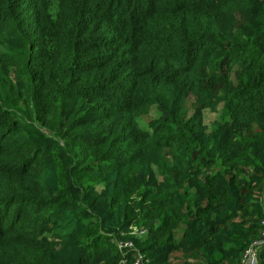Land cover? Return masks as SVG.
Masks as SVG:
<instances>
[{"label":"trees","instance_id":"1","mask_svg":"<svg viewBox=\"0 0 264 264\" xmlns=\"http://www.w3.org/2000/svg\"><path fill=\"white\" fill-rule=\"evenodd\" d=\"M263 197L264 0H0V264H264Z\"/></svg>","mask_w":264,"mask_h":264},{"label":"built area","instance_id":"2","mask_svg":"<svg viewBox=\"0 0 264 264\" xmlns=\"http://www.w3.org/2000/svg\"><path fill=\"white\" fill-rule=\"evenodd\" d=\"M264 242V231H262L261 236L258 240L254 241V244L259 245ZM245 264H253L255 262V254L251 251V248L246 250L244 254Z\"/></svg>","mask_w":264,"mask_h":264},{"label":"rangeland","instance_id":"3","mask_svg":"<svg viewBox=\"0 0 264 264\" xmlns=\"http://www.w3.org/2000/svg\"><path fill=\"white\" fill-rule=\"evenodd\" d=\"M192 107H193V98L190 96L188 99H187V108H188V111H192ZM216 108L213 107L211 108V110H206V117H205V121L206 123H209L215 116V112L214 113H210V112H213ZM180 233V231H179Z\"/></svg>","mask_w":264,"mask_h":264},{"label":"water","instance_id":"4","mask_svg":"<svg viewBox=\"0 0 264 264\" xmlns=\"http://www.w3.org/2000/svg\"><path fill=\"white\" fill-rule=\"evenodd\" d=\"M262 202H263V206H264V197H263V201Z\"/></svg>","mask_w":264,"mask_h":264}]
</instances>
